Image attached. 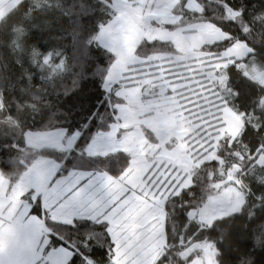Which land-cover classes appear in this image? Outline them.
I'll return each mask as SVG.
<instances>
[{
    "label": "trees",
    "instance_id": "obj_1",
    "mask_svg": "<svg viewBox=\"0 0 264 264\" xmlns=\"http://www.w3.org/2000/svg\"><path fill=\"white\" fill-rule=\"evenodd\" d=\"M189 1L181 0L173 9V15L179 16L176 22L153 21L152 25L165 29L162 36L153 41L146 36L128 68L139 64V59L145 62L156 55L180 56L172 41L174 35L163 38L167 30L175 34L197 23H211L229 38L205 46L203 51L217 57L238 42L250 48L246 58L223 64L215 73L216 91L241 117L243 125L233 139L227 137L221 142L216 158L193 169L190 186L167 198L164 204L167 248L155 264H189L203 254L205 244L216 248V262L224 264L226 247L237 251L228 239L233 225L245 233L250 230L253 243L248 249L250 255L241 253L236 264H255L256 257L251 254L264 251V163H258L260 154H264V0H194L200 11L189 9ZM111 3V0H22L0 20V145L15 151L13 170L0 169V173L11 186L25 172L17 153L35 152L54 158L63 167L73 152L54 147L30 151L28 134L57 131L63 129L62 125L76 123L78 127L73 131L80 135L81 142H76L75 149L85 152L92 138L115 122L117 102H126L124 97L116 95L121 80L111 89L109 105L106 78L112 55L97 42L102 28L117 15ZM233 79L252 94L247 103L236 100ZM70 97L87 100L85 107L91 109L90 114L84 112L73 121L80 108L68 111L71 105L66 102ZM21 140L26 142L25 146L19 143ZM83 152L78 153L80 156L75 153L76 157L85 158L87 153ZM57 156L63 158L57 160ZM88 157L93 162L88 161L87 167L69 170L104 169L118 178L131 163V156L121 149L98 159L97 155ZM233 171L244 192L242 208L202 228L196 218H191V212L199 210L213 193L214 185L228 180ZM33 207H40L38 213L32 211L38 217L46 213L39 199ZM45 222L53 233L48 235L45 253L58 238L71 255L79 252L78 246H83L89 264H115L114 245L105 221L74 218L63 222L46 216ZM85 222L95 225L97 231L84 233L85 239L81 241L76 227ZM88 240L92 241L90 245Z\"/></svg>",
    "mask_w": 264,
    "mask_h": 264
},
{
    "label": "rangeland",
    "instance_id": "obj_2",
    "mask_svg": "<svg viewBox=\"0 0 264 264\" xmlns=\"http://www.w3.org/2000/svg\"><path fill=\"white\" fill-rule=\"evenodd\" d=\"M21 1L0 0V20ZM180 1L111 0V7L117 15L102 28L97 42L112 55L105 86L109 105L111 89L121 80V89L116 95L124 97L126 102H117L115 122L98 132L85 146V152H81L87 153L83 159L91 163L93 160L88 156L97 155L98 159L111 151L125 150L131 156L130 166L117 179L107 176L89 179L94 171L99 170L97 168L76 169L73 174L60 175L59 178L56 176L54 179L57 180L53 179L50 190L45 192H48L44 198L47 205H44L43 210L47 214L38 217L31 213L29 198L36 204L39 192L46 186L45 181L51 179L48 177L50 172L57 171L59 162L49 157V160H44L43 156L35 152L30 155L17 153L18 160L25 165V171L29 168L30 171L23 181H20L21 178L12 186L0 173V264H50V261L45 260L49 259L48 253L44 254L48 235L52 232L46 225V216L63 222H71L74 218L105 221L110 225L111 235L122 228L113 237L129 246L135 240L132 231L136 230L138 236L141 232L139 227L146 226L145 230L153 227L159 245L154 252L159 254L167 248L164 213L167 198L190 186L193 169L216 158L221 142L227 137L233 139L243 125L241 117L223 102L224 97L216 91L215 73L223 64L242 60L250 52V48L242 42L234 44L217 57L214 53L203 51L205 46L224 41L229 35L211 23H197L175 34L168 30L165 32L167 36L164 39L174 35L172 41L178 47L180 56L156 55L145 62L139 59V64L128 68L146 36L150 41L162 36L165 29H158L152 23H174L178 20L179 16L173 15L172 11ZM187 7L200 11V6L194 0H190ZM252 66L250 64L249 67ZM189 101H199V107L189 111L193 108ZM131 123L136 125L130 126ZM27 136L28 142L30 139L27 145L30 151L54 147L81 153L75 149L80 135H76L75 139L68 138L63 129L51 133L33 132ZM161 162L165 166L170 165L171 169L187 179L180 188L155 195V190L144 189L143 183L149 170L159 167ZM258 163H264L263 153ZM109 180L115 182L111 187ZM138 188L144 191V196L132 191ZM29 191L34 192L28 196ZM23 197L27 198L26 202H22ZM244 200V192L234 172L225 182L214 185L211 196L190 216L196 218L202 228H206L238 212ZM129 205L130 208H127ZM149 208L154 218H140L141 210ZM112 209H115L113 213ZM118 210L126 214L116 215ZM127 214L128 217L123 218ZM145 236L143 232L140 237ZM206 251L214 255L209 257ZM202 252L189 264H210V261L217 264L216 248L205 244ZM70 255V251L63 248L62 262H66ZM144 262L153 264L154 260L152 263Z\"/></svg>",
    "mask_w": 264,
    "mask_h": 264
},
{
    "label": "snow or ice",
    "instance_id": "obj_3",
    "mask_svg": "<svg viewBox=\"0 0 264 264\" xmlns=\"http://www.w3.org/2000/svg\"><path fill=\"white\" fill-rule=\"evenodd\" d=\"M239 47V46H238ZM232 86L235 88L237 92L236 100L240 103H247L251 98V93L244 88L242 84L236 83V81L232 80ZM78 101V103L76 102ZM88 101L85 99H78L77 97H70L66 102L70 104L71 107L68 111L71 113L77 107L80 108V111L76 113V116L73 117V121H76L77 117L84 112H88L90 114L91 109L86 108L85 104ZM190 104L193 105V108L188 109L189 111H193L195 107H199V101H189ZM94 107V105H92ZM78 127V124L72 123L67 126L62 125L61 128L64 129L65 135L69 138L75 139L77 133L73 131L74 128ZM81 142L79 139L77 143ZM22 146L26 145L24 140L19 141ZM76 143V144H77ZM15 155V151L10 150L8 148L0 145V169L6 171L13 170V161L12 157ZM62 156H57L56 159H62ZM88 161L83 158H77L75 151H73L69 157L64 161V166L61 168L60 173L58 174H67L70 168L73 167H87ZM4 173V172H3ZM186 177H182L176 170L171 169V166H165L164 162L160 163L159 167H155L154 170L150 169L149 173L146 174L145 182L143 183L144 189L151 191L155 190V195H160L161 192H167L168 190H175L180 188L185 184ZM115 183L114 181L109 180V187ZM132 191L136 192L138 196H144V191L138 189H133ZM147 199V197H145ZM40 207H33L32 211L38 213L40 211ZM211 224V222H209ZM107 228H110L108 223H105ZM76 231L80 233L81 241H84V233L97 231L95 225L90 226L89 223H80L78 227H76ZM111 235V233H110ZM251 232L250 230L245 233L243 229L233 225L230 231L228 232V239L231 241V245L234 246L237 251H232L231 247H226L224 254V264H236V261L239 259L240 254L250 255L248 249L253 247L252 240L250 239ZM100 239V237H97ZM87 243L90 245L92 243L91 240H88ZM117 241H114V245ZM51 250L48 252V257L50 264H89V261L85 259V248L83 246H78L79 252H73L70 259L66 262H62L61 251L64 248V245L57 238L54 241V244L50 245ZM119 250V249H117ZM83 254V255H82ZM95 253H93L94 255ZM206 255L209 257L213 256L214 253H210L206 251ZM256 257L255 264H264V251H260L257 253H252ZM117 264L119 262L117 261ZM210 264H214V262L210 261Z\"/></svg>",
    "mask_w": 264,
    "mask_h": 264
},
{
    "label": "crops",
    "instance_id": "obj_4",
    "mask_svg": "<svg viewBox=\"0 0 264 264\" xmlns=\"http://www.w3.org/2000/svg\"><path fill=\"white\" fill-rule=\"evenodd\" d=\"M51 133V132H50ZM29 142H30V139H29ZM28 142V143H29ZM76 144V143H75ZM32 146V145H31ZM32 147H34L35 149H41V148H37V147H39V146H37V145H33ZM79 154H82V153H79ZM44 160H49V159H47V157H42ZM46 162V161H45ZM49 164V163H48ZM59 167L57 168V171H53V172H50V175L48 176L49 178H51L49 181H45V187L44 188H42V190L39 192V195H41V196H39L38 195V198H37V201H38V199L40 200V203H41V207H42V211H44L45 210V207H44V205H47V203H45L46 201V199H44L45 198V196L47 195V193H45L47 190H50V184H51V182L52 181H54L55 179L54 178H56V176H57V178H59V176L60 175H64V176H66V175H69V174H73L74 173V169H71V170H69L68 171V173L67 174H58L57 175V173H60V170H61V167H62V164L61 163H59V165H58ZM30 171V168H29V170H26L25 171V174L23 175V177H22V179L20 180V181H23V179H24V177L26 176V174L28 173ZM52 173V174H51ZM100 173V174H99ZM103 173H105V175H102ZM103 176H107L108 178H116V177H114L112 174H110L109 172H107L106 170H104V169H99V170H97V171H94L93 173H92V175L89 177V179H91V180H93V178H98V177H103ZM34 177V176H33ZM54 179V180H53ZM117 179V178H116ZM57 180V179H56ZM55 180V181H56ZM53 183V182H52ZM15 187V186H14ZM14 187H12V188H14ZM84 188V187H83ZM32 192H34V191H29L28 193H27V195L29 196V195H32L33 193ZM14 194H16L15 192H14ZM12 192H11V197H12ZM41 197V198H40ZM132 200H134V199H132ZM21 201V200H20ZM26 202L27 201V198H25V197H23V199H22V202ZM36 201V202H37ZM29 202H30V204H29V206L31 207V211H32V208H33V206H34V203L35 202H32L31 200H30V198H29ZM28 202V203H29ZM124 202L126 203V201L124 200ZM31 204H32V206H31ZM151 208H153L152 206H150ZM127 208H130V205L129 206H127ZM151 208H149V209H146V210H141L142 211V213L141 214H139V216H140V218H147V217H150V219H153L154 218V214H152L149 210H151ZM44 209V210H43ZM116 209V208H115ZM115 209H112V212L111 213H113V211L115 210ZM32 213V212H31ZM110 213V214H111ZM133 213H134V210H133ZM135 213H137L138 214V212H135ZM164 213L166 214V212H165V210H164ZM116 215H120V216H123V214H126L125 212L123 213V211H121V210H118L116 213H115ZM126 217H128V214L125 216V217H123V218H126ZM146 224H147V222H146ZM146 227V226H145ZM145 227H139V229L141 230V232H140V234L137 236L136 235V230H135V232H133L132 231V234L131 235H133L132 237H133V239H135V240H133L132 242H131V246H129V245H126L125 243H122L121 241H120V239L119 238H115V237H113V235L114 236H116L118 233H119V231H121V229L122 228H119V229H117V230H115L114 231V233L112 234V235H110L111 236V239H112V242H113V245H114V241H117V243L114 245V248H113V251H114V256H113V261H114V263L115 264H117V261L119 262V264H145V260H146V263H152V261L154 260V262H153V264H155V262H156V260H157V258L159 257V255L161 254V253H159V254H157L156 252H154V250L155 249H157V248H159V245H158V241H157V238L156 237H154V233H153V227H150V228H148V230H145ZM134 230V229H133ZM108 231H110L109 230V228H108ZM143 232H145L146 233V236L145 237H143V238H141L140 236H141V233H143ZM110 233V232H109ZM51 234H53L52 232H51ZM139 239L140 240H143V241H139ZM49 242V241H48ZM48 242H47V244H46V247H47V245H48ZM166 245V244H165ZM124 246V247H123ZM46 247H45V249L44 250H46ZM123 247V248H122ZM121 248H122V250L123 251H121ZM117 249H119V250H117ZM137 250H140V251H138V252H136ZM44 254L46 255V253L44 252ZM71 254V253H70ZM71 256V255H70ZM131 257L132 258H134V259H132L131 260V262H130V259H131ZM70 258V257H69ZM68 258V259H69ZM141 258H143V260L141 259ZM67 259V260H68ZM45 260H48L49 261V259H45ZM66 260V261H67ZM65 262V261H64Z\"/></svg>",
    "mask_w": 264,
    "mask_h": 264
},
{
    "label": "water",
    "instance_id": "obj_5",
    "mask_svg": "<svg viewBox=\"0 0 264 264\" xmlns=\"http://www.w3.org/2000/svg\"><path fill=\"white\" fill-rule=\"evenodd\" d=\"M235 171H233L232 173H234Z\"/></svg>",
    "mask_w": 264,
    "mask_h": 264
}]
</instances>
